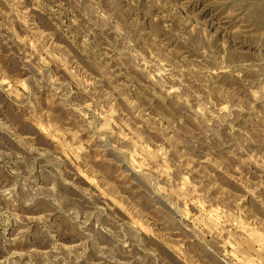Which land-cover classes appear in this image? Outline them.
Here are the masks:
<instances>
[{"label":"rangeland","instance_id":"374dc122","mask_svg":"<svg viewBox=\"0 0 264 264\" xmlns=\"http://www.w3.org/2000/svg\"><path fill=\"white\" fill-rule=\"evenodd\" d=\"M0 264H264V0H0Z\"/></svg>","mask_w":264,"mask_h":264}]
</instances>
